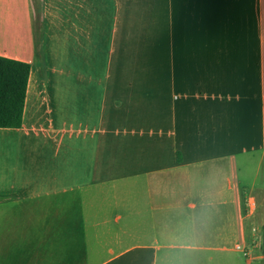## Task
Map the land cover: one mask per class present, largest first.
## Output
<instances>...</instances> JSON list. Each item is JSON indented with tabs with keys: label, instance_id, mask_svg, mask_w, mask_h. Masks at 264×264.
Returning <instances> with one entry per match:
<instances>
[{
	"label": "crops",
	"instance_id": "obj_1",
	"mask_svg": "<svg viewBox=\"0 0 264 264\" xmlns=\"http://www.w3.org/2000/svg\"><path fill=\"white\" fill-rule=\"evenodd\" d=\"M0 57V264H264V0H0Z\"/></svg>",
	"mask_w": 264,
	"mask_h": 264
},
{
	"label": "trees",
	"instance_id": "obj_2",
	"mask_svg": "<svg viewBox=\"0 0 264 264\" xmlns=\"http://www.w3.org/2000/svg\"><path fill=\"white\" fill-rule=\"evenodd\" d=\"M30 72V64L0 57V128L22 126Z\"/></svg>",
	"mask_w": 264,
	"mask_h": 264
},
{
	"label": "built area",
	"instance_id": "obj_3",
	"mask_svg": "<svg viewBox=\"0 0 264 264\" xmlns=\"http://www.w3.org/2000/svg\"><path fill=\"white\" fill-rule=\"evenodd\" d=\"M248 207L250 209V211H254L255 208H256V203L254 200H251L248 204ZM237 250H242L241 246L240 245H237L236 247ZM243 252L246 254L247 252L243 250ZM248 254V253H247Z\"/></svg>",
	"mask_w": 264,
	"mask_h": 264
},
{
	"label": "rangeland",
	"instance_id": "obj_4",
	"mask_svg": "<svg viewBox=\"0 0 264 264\" xmlns=\"http://www.w3.org/2000/svg\"><path fill=\"white\" fill-rule=\"evenodd\" d=\"M262 186H263V180L258 182V186H257V189H256L257 190V194L254 193V195H257V198H258L259 202H261V196L259 195V193H260V189H261ZM260 246H262V245H260Z\"/></svg>",
	"mask_w": 264,
	"mask_h": 264
}]
</instances>
